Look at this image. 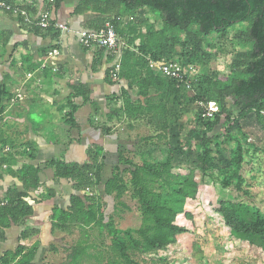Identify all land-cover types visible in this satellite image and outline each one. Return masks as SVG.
Returning a JSON list of instances; mask_svg holds the SVG:
<instances>
[{
    "label": "rangeland",
    "instance_id": "obj_1",
    "mask_svg": "<svg viewBox=\"0 0 264 264\" xmlns=\"http://www.w3.org/2000/svg\"><path fill=\"white\" fill-rule=\"evenodd\" d=\"M151 24L156 29L161 26L158 15L148 9L132 14L121 11L116 26L125 47L133 50L132 62H138L137 68L141 72L145 73L149 69L164 82L168 78L157 67H151V64H176L185 75L184 80L176 81L178 90L171 95L167 94L166 84L160 87L150 86L147 97L141 96L138 88L128 93L133 104L154 106L151 111L140 114L115 111L108 114V119L104 113L102 118H92L94 126L109 130V134L116 136L117 155L110 157L108 166L104 162L105 156H98V162L103 160L105 164L99 185L86 183L84 190L76 191L75 194L99 196L104 206V221L111 217L115 228L130 229L132 237L139 238L137 230L149 221L133 192L131 175L128 171L120 173L126 186L118 199L106 196L103 184L111 177L114 166H119L121 171L132 170L131 167L118 164V153L138 165L143 161L155 163L166 158L170 146L178 144L188 156L175 162L171 173L186 179L191 172L197 183L194 199L179 197L176 203L182 210L176 215L174 223L186 232L176 237L175 244L157 251L156 255H152L153 252L150 255L142 254L140 250L129 247L127 252L130 259L139 264H158L162 262L157 260L158 257L164 258L162 263L168 264H264L260 239L245 235L232 236L215 213L218 200L246 203L264 213V108L259 115L253 110L241 113L235 108L234 100L228 98L225 104L231 113L229 121L225 120V115L218 118L215 114L205 115L206 100L217 102V87L236 73L232 68L234 59L251 49L246 39L240 36L248 23L236 24L223 33L201 36V50L210 54L211 58L192 66L186 64V58L182 54L183 48L190 49L191 41L182 33L174 31L166 34L158 50L141 49L146 44L145 32ZM104 57L109 58L107 55ZM18 97L15 99L12 96L8 100V113L4 111L0 117V139L5 134L12 138L20 130V123L13 119L20 106H23L22 103H16ZM11 100H14L12 104L9 103ZM68 101L69 99L63 102L59 107V114H51L52 117L56 115L58 121L62 122V111ZM108 106L119 110L120 104L110 100ZM42 116L46 119L45 114ZM234 120L239 124L238 129L231 125ZM207 122L215 124L212 131L207 133L214 166L208 170L211 177L203 178L200 162L197 160L200 147L191 131L200 132ZM34 149L32 145L30 150ZM31 151L29 153L32 154ZM237 159L240 160V168L236 175ZM237 176L241 177V181L237 180ZM90 180L92 182L94 178L91 177ZM167 204L173 203L169 201ZM29 230L40 233L37 229ZM32 238H28L23 244L30 246L35 242L31 241ZM14 242L16 249L18 238ZM78 248L80 264H127L111 246L110 236L105 231L100 232L96 227L83 231L78 226H70L67 230L52 231L50 228L48 234L38 241L32 264H69V256ZM4 250V247H0V256L5 253Z\"/></svg>",
    "mask_w": 264,
    "mask_h": 264
},
{
    "label": "trees",
    "instance_id": "obj_2",
    "mask_svg": "<svg viewBox=\"0 0 264 264\" xmlns=\"http://www.w3.org/2000/svg\"><path fill=\"white\" fill-rule=\"evenodd\" d=\"M22 11L29 13L32 18V9L26 5L15 4L13 0H0ZM45 1V11L57 10L64 0ZM148 9L158 15L161 26L156 29L151 24L145 36L147 41L144 50H158L163 44L166 34L174 31L184 34L191 41L189 50L183 48L182 54L186 58L187 65H195L201 61H209L210 54L201 50L203 43L201 36H209L214 33H223L227 29L239 23H248L245 30L240 32V36L246 39L251 45L247 52L239 54L232 62V68L236 71L217 87V104L219 113L214 116L225 115V120L231 119V113L226 109V100L232 98L234 106L241 113L253 110L257 115L264 108V0H79L74 14L82 15L87 12L98 14V17L91 20L92 25L85 29L97 30L102 28L105 23H111L118 37H121L117 29V20L121 17V11L125 13H135L140 10ZM12 15L9 13H3ZM20 26L28 32L35 35L58 36L59 29L55 28L53 22L47 29L34 26L28 23L24 17L16 16ZM10 38V33L0 31V52L4 51ZM85 49V48H84ZM87 50V49H86ZM102 49L95 52L92 67L100 64L99 58L104 55ZM106 55V54H105ZM108 56V55H107ZM134 56L133 50L124 47L121 50L119 61L118 79H124L128 82L129 90L138 88L139 94L147 97V89L150 86L160 87L166 84L167 94L171 95L177 92L178 83L175 80L163 79L155 76L149 69L145 73L138 70V62H132ZM111 63L113 57L108 56ZM105 73V82H111V72L113 67ZM93 69V68H92ZM73 91L72 98H81L82 104L90 101L91 91L84 85L70 86ZM129 90H121L119 96L113 95L109 100L119 102V110L125 114H140L143 111H151L154 106L133 104L129 97ZM6 87L0 84V117L4 113L6 103L11 99ZM212 100H206V102ZM94 114H100L98 105L91 103ZM76 105L71 97L65 104L62 111V122L73 129L80 130V126L74 120V113L77 111ZM107 117H109L107 115ZM1 121V118H0ZM93 127V120H89ZM214 123L207 122L202 126L200 132L191 131L193 137L198 140L200 154L197 160L201 169L203 178L211 177L208 174L210 167L214 166L212 161V150L209 146L210 138L207 133L211 132ZM231 125L239 128L237 121H232ZM97 128V127H96ZM100 129V128H97ZM102 130L104 135L109 134V130ZM172 131H174L172 129ZM175 135V134H173ZM9 140L0 139V180L2 172L16 178L22 184V191L16 187L8 188L3 197L0 198V243L5 241V230L11 226H23L26 217L32 215V203H37L32 199L29 193H37L39 183L40 168L30 164H20L18 160L19 152H16L13 145L9 152H2ZM11 144V143H10ZM32 145L26 146L31 148ZM19 147H22L21 145ZM29 148V149H30ZM102 148L92 146L87 150L89 161L82 166L78 164H67L62 159L52 158L44 163L45 168L53 171L54 179L70 180L73 182L75 191L84 190L85 184L99 185L101 172L104 168L103 160L98 162V156L103 155ZM180 145L174 144L167 150L166 158L160 162L143 161L138 165L122 157L118 153V164L131 167L132 170H120L119 166H114L111 171V177L103 184V192L106 196H112L118 199L125 190V182L121 172L128 171L131 175L130 183L133 192L138 197L143 214L149 223L137 230L139 238L132 237V230H119L114 227L113 219L104 221V206L96 195H77L72 194L69 197V206L66 210L53 207L51 210L50 224L51 230H67L70 226H78L81 230L89 228H98L100 232H106L110 236L111 246L119 253L120 257L127 264H139L130 259L128 248L140 250L142 254L152 255L166 247L175 244L176 237L186 230L174 223L176 215L182 210L176 203L178 198L194 199L197 194V183L193 175L189 172L186 179L182 176L171 173L173 164L188 156ZM31 158L34 155L29 154ZM103 159V158H102ZM5 168L2 169V167ZM15 167V168H14ZM240 168V160L235 162V174ZM93 169V172L91 171ZM94 180L91 182L90 178ZM241 181V177L237 176ZM50 197V194L43 197ZM173 204H167V202ZM215 213L221 218L224 226L232 236L245 235L249 237H258L261 241L260 248L264 252V213L256 207L242 202L217 201ZM38 232L24 228L19 237L18 245L14 251H7L0 256V264H32L38 249V241L30 246L24 245V241L30 237L36 236ZM126 237V239L123 236ZM87 237V236H86ZM80 249L74 250L69 256V264H80L78 262ZM157 258V256H156ZM158 261H164V258L158 257ZM158 264H168L166 262Z\"/></svg>",
    "mask_w": 264,
    "mask_h": 264
},
{
    "label": "crops",
    "instance_id": "obj_3",
    "mask_svg": "<svg viewBox=\"0 0 264 264\" xmlns=\"http://www.w3.org/2000/svg\"><path fill=\"white\" fill-rule=\"evenodd\" d=\"M13 2L19 5H26L24 2H27V7L32 9V18L46 13L44 0ZM78 2L79 0H64L59 9L48 14L56 29L59 25L67 27L58 36L35 35L23 29L15 15L0 13V31L10 33L4 51L0 52V80L11 96L15 99L19 96L16 103L23 105L13 118L20 123V130L12 138L6 134L2 138L9 140V148L13 145L15 151L19 152L20 164L38 166L41 170L38 194L29 193L37 201H29L32 215L25 218L23 226H11L5 230V241L0 243V247L5 248L4 252L14 251V241H17L24 228L40 230L38 235L30 238L31 241H41L42 236L50 231L53 207L66 210L70 195L76 193L72 181L54 179L53 171L44 167L46 161L59 158L67 164L82 166L89 161L87 150L92 146L102 148L106 166L110 157L117 155L116 136L111 133L104 135L101 129L91 126L89 120L102 118V113L108 119V114L115 113L108 106L109 99L113 95L119 96L121 90L128 91V82L118 78L105 82V73L111 69V63L104 57L105 54L99 58L100 64L92 67L96 50L82 48L76 34L92 25L91 20L98 17V14L87 12L75 15L73 12ZM26 14L29 16L28 12ZM54 50L57 52L53 54ZM79 85H84L91 91L90 101L86 104H82L81 98H72L70 86ZM132 90L134 87L129 92L132 93ZM70 97L78 105L73 116L80 130L65 125L58 121L56 115H51L59 114V107ZM14 100L9 103L12 104ZM91 103L98 105L99 115L94 114ZM5 112L8 113V107ZM42 114H45L46 119ZM29 145H33L35 149L31 151L30 147H26ZM29 151L34 158L29 156ZM1 174L0 198L10 187L22 191V184L16 178L6 172ZM48 194L50 197H41Z\"/></svg>",
    "mask_w": 264,
    "mask_h": 264
},
{
    "label": "built area",
    "instance_id": "obj_4",
    "mask_svg": "<svg viewBox=\"0 0 264 264\" xmlns=\"http://www.w3.org/2000/svg\"><path fill=\"white\" fill-rule=\"evenodd\" d=\"M51 4H53V0H49ZM53 8L46 13L40 14L34 18H30L26 14V12L22 11L19 7H15L11 4H8L4 1H0V13H9L15 16H22L24 19L37 27L42 29H47L50 26V20L48 18V14L53 12ZM58 29L60 31H66L67 27L64 25H59ZM78 44L87 50H104L105 54L108 56L113 57V61L111 62V67H113V71L111 72V78L115 80L117 78V72L119 70V61L121 57V50L125 47V44L120 40L117 35V32L114 26L107 22L105 25L97 30H89V29H82L77 32L76 34ZM57 51L54 50L52 53H56ZM157 67L160 72L168 79L175 80V81H183L184 74L181 69L176 64L160 62L157 64H151V67ZM206 109V116H212L217 114L219 111L218 104L214 101H208L205 103ZM9 146H5L2 152H9ZM2 168H5L3 166Z\"/></svg>",
    "mask_w": 264,
    "mask_h": 264
}]
</instances>
